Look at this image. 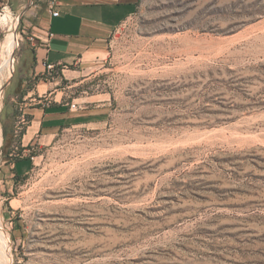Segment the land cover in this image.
<instances>
[{
	"label": "rangeland",
	"instance_id": "obj_1",
	"mask_svg": "<svg viewBox=\"0 0 264 264\" xmlns=\"http://www.w3.org/2000/svg\"><path fill=\"white\" fill-rule=\"evenodd\" d=\"M5 14L2 105L26 39ZM69 70L67 101L108 113L32 146L23 176L2 142L0 264H264V0H140Z\"/></svg>",
	"mask_w": 264,
	"mask_h": 264
},
{
	"label": "crops",
	"instance_id": "obj_2",
	"mask_svg": "<svg viewBox=\"0 0 264 264\" xmlns=\"http://www.w3.org/2000/svg\"><path fill=\"white\" fill-rule=\"evenodd\" d=\"M139 1L0 0V4L11 3L21 16L20 36L36 39L35 43L25 39L22 45L18 70L10 76L0 112L6 152L10 157L15 150L21 152L20 160L11 165L14 174L23 176L32 170L29 153L35 144L51 145L67 127L102 123L108 113L106 105L82 107L76 100L67 101L63 83L81 76L70 67L102 58L108 40L136 14ZM54 12L60 15L54 17ZM45 64L56 65L57 72L48 74ZM73 103L76 109H71ZM79 108L83 111L78 112ZM22 117L27 123L21 127Z\"/></svg>",
	"mask_w": 264,
	"mask_h": 264
},
{
	"label": "bare ground",
	"instance_id": "obj_3",
	"mask_svg": "<svg viewBox=\"0 0 264 264\" xmlns=\"http://www.w3.org/2000/svg\"><path fill=\"white\" fill-rule=\"evenodd\" d=\"M1 25L3 27L8 28L9 33L5 37V40L2 42V44L0 45V51H1V53H0V59H1L0 65L2 67L5 66V67L10 68V66L14 62L13 53H14L16 40H17V34L15 33L16 23L14 22L13 25H11V27H10L9 16L5 14L1 19ZM2 69H5V68H2ZM13 70H14V68H13ZM2 93L3 92L0 91V99H1ZM1 108H2V104H1V100H0V109ZM2 142H3L2 126H1V122H0V153H1V147L3 144Z\"/></svg>",
	"mask_w": 264,
	"mask_h": 264
},
{
	"label": "built area",
	"instance_id": "obj_4",
	"mask_svg": "<svg viewBox=\"0 0 264 264\" xmlns=\"http://www.w3.org/2000/svg\"><path fill=\"white\" fill-rule=\"evenodd\" d=\"M59 15H60L59 12H54V13H53V16H54V17H58ZM17 19H19V17H18ZM26 39H27L29 42H31V43H35V42H36V39H35V37H34L33 35H27V36H26ZM19 46H20V44H19ZM19 46H18V47H19ZM45 66H46V69H47L48 74H54V73L57 72V67H56V65L45 64ZM76 107H77V104H75V103H73V104L71 105V109H76ZM19 123H20V126H21V127L24 126V125L27 123L26 118H25V117H22Z\"/></svg>",
	"mask_w": 264,
	"mask_h": 264
},
{
	"label": "trees",
	"instance_id": "obj_5",
	"mask_svg": "<svg viewBox=\"0 0 264 264\" xmlns=\"http://www.w3.org/2000/svg\"><path fill=\"white\" fill-rule=\"evenodd\" d=\"M34 157V155L31 157V160H32V158ZM18 175V174H17ZM18 176H20V175H18Z\"/></svg>",
	"mask_w": 264,
	"mask_h": 264
}]
</instances>
